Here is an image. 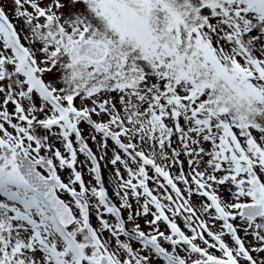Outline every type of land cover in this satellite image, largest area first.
<instances>
[{
  "label": "snow or ice",
  "instance_id": "snow-or-ice-1",
  "mask_svg": "<svg viewBox=\"0 0 264 264\" xmlns=\"http://www.w3.org/2000/svg\"><path fill=\"white\" fill-rule=\"evenodd\" d=\"M0 264H264V0H0Z\"/></svg>",
  "mask_w": 264,
  "mask_h": 264
}]
</instances>
